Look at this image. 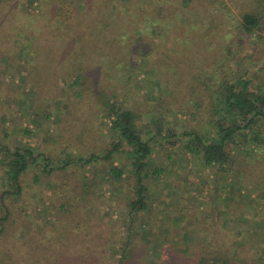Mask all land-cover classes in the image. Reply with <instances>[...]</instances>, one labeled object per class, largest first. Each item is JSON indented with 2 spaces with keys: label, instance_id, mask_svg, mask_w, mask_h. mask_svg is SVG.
Instances as JSON below:
<instances>
[{
  "label": "rangeland",
  "instance_id": "obj_1",
  "mask_svg": "<svg viewBox=\"0 0 264 264\" xmlns=\"http://www.w3.org/2000/svg\"><path fill=\"white\" fill-rule=\"evenodd\" d=\"M190 1L179 5L172 19L166 15V20H155L149 29L137 23L140 28L134 32L130 53L123 49L127 60L120 62L123 71L119 76L106 74L103 63L95 69L91 59L76 73L52 63L51 74L42 85L26 75L20 78L21 69L26 74L20 63L36 58L27 35V40L19 41L24 47L22 61L15 67H0V115L9 113L5 125L9 135L2 133V138L13 148L32 145L54 164L72 161L66 177L68 188L81 182L91 184L96 195L88 204L87 216L94 225L93 235L103 233L105 238L97 249H104L108 258L117 257L131 220L128 204L135 196L136 179L130 146L123 143L113 150L118 137L111 128L108 107L98 99L101 91L111 103L134 111L138 127L152 147L149 169L162 170L160 176L145 179L149 208L135 214L133 246L157 249L159 256L166 243L180 242L179 248L184 249L185 230L197 232L207 217V231L222 233L240 244L245 237L241 247L258 257V264H264V143L236 139L228 146L230 159L223 167L207 166L201 154L186 146L188 131L215 134V96L227 82L249 79L251 88L264 94V40L243 34L240 25L243 9H264V0L251 5H245V0H227L231 11L215 0ZM49 7V0H23L19 12L28 25H36V18L32 21L29 15L44 14ZM197 10L203 16L194 24L192 14ZM152 27L159 28L158 39ZM127 39L122 40L123 45ZM149 47L154 49L146 55ZM43 100L52 103L50 119L43 112L38 113L43 118L36 115ZM26 127L32 129L30 135L23 133ZM109 150H113L109 158L78 162L91 153L103 156ZM113 165L123 169L121 180L110 176ZM35 169L33 166L32 171ZM63 174L57 169L30 189L22 202L25 212L19 217L15 242L28 239L53 220L62 200ZM92 237L87 243L94 246Z\"/></svg>",
  "mask_w": 264,
  "mask_h": 264
},
{
  "label": "trees",
  "instance_id": "obj_2",
  "mask_svg": "<svg viewBox=\"0 0 264 264\" xmlns=\"http://www.w3.org/2000/svg\"><path fill=\"white\" fill-rule=\"evenodd\" d=\"M22 1L0 0V67H3L2 64L7 68L15 67L18 60L22 61L20 55L23 54L24 47L19 41L27 40L29 35L33 49L31 52L36 58L33 62L25 59L20 63L21 67L26 68V74H22V69L19 71L20 78L26 75V79L41 85L44 84L43 79L51 74V64L57 62L76 73L92 59L95 61V69L104 65L106 74L108 72L119 76L123 71L119 67L120 62L122 59L127 60L123 49H130L128 54L130 53L135 39L134 32L140 27L147 29L157 19L166 20V15L172 19L177 14L179 5H189L191 2L49 0V10L44 14L33 12L29 18L32 21L36 18V25H28V19L23 18L19 12ZM215 1L222 8L231 11L227 0ZM254 1L244 2L245 5H251ZM263 14V8L259 11L255 8L243 9L240 19L242 33L257 35L263 41ZM202 16V11H195L192 14L193 23H199ZM139 22L142 24L137 28ZM152 28L158 39L159 28ZM211 29L212 27L207 29V32ZM125 37L128 39L123 45L122 40ZM153 49L154 47H149L145 51L146 55ZM28 65L31 69H28ZM218 92L213 106L214 113L218 116L215 134L201 135L196 130L188 131L186 146L194 153L201 154L207 166L223 167L230 159L228 146L236 139L240 142L242 139L254 144L264 143V94L253 90L249 79L227 82ZM100 93L101 91L98 99L108 107L106 110L109 117H112L111 128L118 137L113 150L119 149L123 143L130 146V158L136 179L135 196L128 204L131 220L127 234L121 240L119 255L108 258L103 254L104 249H97L105 238L103 233L93 235L94 225L87 216L88 204L92 196L96 195L91 184L81 182L68 188L66 177L70 174L72 161L54 164L47 154L37 152L28 143L13 148L3 141L2 133L7 137L9 135L5 132L9 113L5 111L0 115V264H258L260 259L241 247L245 237L240 244L239 240L231 242L222 233L211 234L207 231V217L197 232L190 234L188 229L185 230L181 239L185 244L184 249L179 248L180 242L166 243L163 244L159 256L157 249L150 250L145 245L133 246L135 214L149 208V188L145 179L160 176L162 170L159 167L149 169L148 158L152 147L143 137L134 111L111 103ZM51 105L49 100L41 101L36 107L37 117L43 118L38 114L43 112V116L50 119ZM159 130L157 129L158 132ZM23 133L30 135L32 129L23 128ZM113 150L103 156L91 153L88 158H80L78 162L91 163L101 158H109ZM33 166L37 167L34 172ZM57 169L63 170L64 174L60 179H64V182L61 183L62 200L54 210L53 220L36 229L28 239L15 242L19 217L25 212L22 202L34 184L41 183L43 176H53ZM109 172L116 180H121L124 174L123 169L115 165ZM90 237L95 241L94 246L87 243Z\"/></svg>",
  "mask_w": 264,
  "mask_h": 264
}]
</instances>
